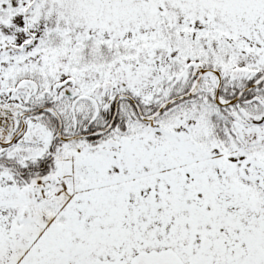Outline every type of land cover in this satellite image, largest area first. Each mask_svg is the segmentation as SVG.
<instances>
[{
  "label": "snow or ice",
  "instance_id": "obj_1",
  "mask_svg": "<svg viewBox=\"0 0 264 264\" xmlns=\"http://www.w3.org/2000/svg\"><path fill=\"white\" fill-rule=\"evenodd\" d=\"M0 264H264V0H0Z\"/></svg>",
  "mask_w": 264,
  "mask_h": 264
}]
</instances>
